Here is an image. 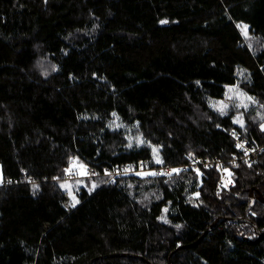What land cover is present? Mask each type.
<instances>
[{
  "label": "trees",
  "instance_id": "obj_1",
  "mask_svg": "<svg viewBox=\"0 0 264 264\" xmlns=\"http://www.w3.org/2000/svg\"><path fill=\"white\" fill-rule=\"evenodd\" d=\"M235 85L243 127L211 103ZM263 125L264 0H0V264H264V154L230 189L215 166L102 174L231 159ZM73 159L101 174L75 206Z\"/></svg>",
  "mask_w": 264,
  "mask_h": 264
},
{
  "label": "built area",
  "instance_id": "obj_2",
  "mask_svg": "<svg viewBox=\"0 0 264 264\" xmlns=\"http://www.w3.org/2000/svg\"><path fill=\"white\" fill-rule=\"evenodd\" d=\"M232 133L233 132L229 134L234 141V145H235L234 147L236 148L238 155L231 159L221 160V159L216 158L213 160H208L202 157L193 156L191 160H188L187 162L178 164V165L161 164V165H157L154 168L150 169V168H147L143 163H139V165H133V166L124 165V166L113 167L111 169L107 168L105 172L102 174L104 175V177H107V178H110V180H113L114 177L128 175V174H132L135 172H138V173H142V172L170 173L172 172L173 169H178L184 172V171H187L189 169L196 168L199 166H204L209 169L210 167L215 166L220 170L222 174L219 187L225 188L224 183L228 180V178L227 176L223 177V173L225 172L226 169L230 168L234 170L236 167H239L241 164H246L250 166L254 164L258 160V158L262 156V154H264V144L257 145V144L251 143L248 138H245L242 135L236 134V133H235V136H233ZM240 144H243V148L237 147V145H240ZM125 169H129L127 174L124 173ZM105 173H108V174L106 175ZM97 175L101 176V174H97L96 171L92 169V167L91 169H88V174H87L88 177L92 178V177H96ZM7 185L8 183L5 182V180L0 182V187H6ZM230 185L231 183L229 184V186H227L228 189L231 187Z\"/></svg>",
  "mask_w": 264,
  "mask_h": 264
},
{
  "label": "rangeland",
  "instance_id": "obj_3",
  "mask_svg": "<svg viewBox=\"0 0 264 264\" xmlns=\"http://www.w3.org/2000/svg\"><path fill=\"white\" fill-rule=\"evenodd\" d=\"M241 29V27H240ZM247 32H248V28H247ZM243 34V33H242ZM248 35V34H247ZM243 36H245L243 34ZM234 89L236 91L232 92V93H229V89ZM237 92L239 93H243V97H238L237 96ZM231 95L232 96V99H228V96ZM245 97H250L251 100H248V99H245ZM241 101H243V105H246L245 106H242L241 105ZM218 102H224L228 105V107L225 109V112H228L229 110H236L238 111L237 114L234 116V121L237 120L238 118L241 119L243 121V125H244V120H243V116L241 115V111L244 110V109H248L251 105H257V102L249 95L245 92V90H243L240 85H235V86H231V87H228V91L227 93H225V97L222 98V99H214L211 101L212 103V106ZM212 108H215L214 106ZM217 110V108H215ZM239 124V123H237ZM114 128H122L124 125H121V123L119 122H115L113 124ZM118 125V127H117ZM240 125V124H239ZM263 129H264V125H263ZM131 129L128 128V131H130ZM129 141L131 142V147H142L144 146L146 143L145 141L143 140L142 137H140L139 134H135V133H132L129 137ZM139 140H142L143 143H138L137 141ZM153 149H157L158 150V155H159V158L160 160L162 161V156L160 154V150L156 147H153ZM152 149V150H153ZM73 160H76L78 161L77 159H73ZM79 163V162H78ZM155 165H161V163H157L156 160H155ZM72 167V165H70ZM1 167V166H0ZM88 167L87 166H84V169H80L78 166L77 167H73V173H75L74 175H71L69 177H67L66 179H59L61 182V185L62 184H66L68 185V188H63L64 190L67 191V193H71L70 195V198H71V203L73 205V197L75 198L76 201H78L79 203V197H78V191L82 188H87L89 191H92V190H95L97 187H98V182L96 179H94L95 177H88L87 174H88ZM84 170H86V174H81ZM234 170L233 169H226L224 173H223V177H226L228 178V180L224 183L225 184V188H227V186H229V184L231 183L232 185V174H233ZM80 173L81 176H78V174ZM222 176V174H221ZM99 178V177H98ZM109 179V178H108ZM57 180V179H55ZM89 180V181H88ZM1 181H4L3 179V173H2V169L0 168V182ZM111 180L109 179V181L107 180V182H110ZM93 185H95V187H93ZM231 188V187H230ZM229 188V189H230ZM224 189V188H222ZM76 203V204H78ZM75 204V205H76ZM167 211H164V214H162V220L164 221H167V215H166Z\"/></svg>",
  "mask_w": 264,
  "mask_h": 264
},
{
  "label": "snow or ice",
  "instance_id": "obj_4",
  "mask_svg": "<svg viewBox=\"0 0 264 264\" xmlns=\"http://www.w3.org/2000/svg\"><path fill=\"white\" fill-rule=\"evenodd\" d=\"M166 22L167 21H163L162 23H166ZM239 27H241L242 33L245 35V37H247V34H248V32H247V26H239ZM234 91H236V90L231 89V88L229 89V93H232ZM243 95H244L243 93L237 92V96L238 97H243ZM228 99H232V96L229 95L228 96ZM245 99L251 100L250 97H245ZM241 105L246 107V105H243V101H241ZM213 106L215 108H217V110L221 113V115L226 114L225 109L228 107V105L226 103H224V102H218V103L214 104ZM234 123H239L241 125V127H243V121L241 119H239V118L237 120H235ZM117 127H118V125H117ZM232 134H233V136H235V132H233ZM137 142L138 143H143V141L142 140H139V139H138ZM131 146L132 145H131V142H130L129 143V147H131ZM237 147L243 148V144L237 145ZM153 156H154V159L156 160L157 163H162V161L159 158L158 150L157 149H153ZM71 165H72V167L66 169V171L69 172V173L72 172V168L73 167H77L78 166L80 169H84V165L79 164L78 161H76V160H72L71 161ZM128 171H129V169H125L124 170V173L127 174ZM179 171L180 170H178V169H173L172 172H170V173L149 172V173H137V174L138 175H169L170 176L172 173H178ZM81 174H86V170H84ZM105 174L107 175L108 173H105ZM34 187H35V185H34ZM61 187L67 189L68 188V185L62 184ZM93 187H95V185H93ZM69 194L71 195V193H69ZM76 203H78V201H76L75 198L73 197V206H75ZM165 211H167V209H165Z\"/></svg>",
  "mask_w": 264,
  "mask_h": 264
},
{
  "label": "water",
  "instance_id": "obj_5",
  "mask_svg": "<svg viewBox=\"0 0 264 264\" xmlns=\"http://www.w3.org/2000/svg\"><path fill=\"white\" fill-rule=\"evenodd\" d=\"M240 221H242V222H243V221L246 222V221H248V220H247V219H242V220H240Z\"/></svg>",
  "mask_w": 264,
  "mask_h": 264
}]
</instances>
